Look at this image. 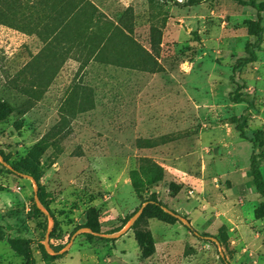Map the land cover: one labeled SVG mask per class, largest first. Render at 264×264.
I'll use <instances>...</instances> for the list:
<instances>
[{"label":"rangeland","instance_id":"1","mask_svg":"<svg viewBox=\"0 0 264 264\" xmlns=\"http://www.w3.org/2000/svg\"><path fill=\"white\" fill-rule=\"evenodd\" d=\"M249 1L0 0V151L37 172L62 250L39 248L34 183L0 164V264H28V248L36 264H264L250 172L255 143L264 176V34L243 88L232 79L255 38ZM148 199L193 230L151 208V257L135 229L64 248L89 209L107 232Z\"/></svg>","mask_w":264,"mask_h":264},{"label":"trees","instance_id":"2","mask_svg":"<svg viewBox=\"0 0 264 264\" xmlns=\"http://www.w3.org/2000/svg\"><path fill=\"white\" fill-rule=\"evenodd\" d=\"M249 5L251 6V8L255 11L256 16H257V20L255 22V26H254V40L250 41L247 46H246V54L240 56L237 58V61L234 65V70H233V74H232V79L234 80V82L237 84L238 88H243V82L241 80H239L238 78V73L240 72L241 68L244 66V64L248 63V62H253L256 61L257 59V54L255 51V48L259 45H261V43L263 42V34H264V1L263 0H250L249 1ZM244 100V99H243ZM6 113L5 110V104L0 103V117L4 116V114ZM244 116L241 115L239 117L238 123H237V128L240 131V135L243 138H248V133L246 130V127L244 126ZM0 153L3 154L4 158L12 164V166L14 167L15 170L17 171H21L27 174H30L32 176H34L36 178L37 181H39L37 172L31 167L29 166L26 162H11L9 161L8 157L2 152L0 151ZM0 164L3 165V167L7 168L1 161ZM7 170L11 173H15L13 170L7 168ZM250 172H251V176H252V182L255 186V188L257 189V191L264 195V176L262 173V170L260 168V162H259V156L257 155V151H256V144H253V151L252 154L250 156ZM39 197L42 201V203L44 204L45 207H47L49 209V211L51 212V214L53 215L43 193H42V187L39 185ZM146 201H150L149 204L146 206V208L144 209V212L142 213V215L138 218V220L135 222V224L133 225L132 229H135V237L136 240L139 244V247L141 249L142 252V257L144 258H148L151 257L154 253H155V245L151 236V233L149 231H142L139 229V226L142 224V222L144 221V219L146 218L148 211L151 208H154L157 211V216H169L173 219H175L176 217L173 216L172 214L168 213L167 211H165L163 209V204L156 200V199H148ZM34 210L36 213L40 214V215H46L37 205L36 203L34 204ZM135 212V211H134ZM133 215V214H132ZM131 215V216H132ZM54 216V215H53ZM130 216V217H131ZM256 216L257 217H263L264 216V202L263 204L256 210ZM128 217L127 219L124 220L123 224L125 222H127L129 220ZM55 218V217H54ZM56 220V219H55ZM123 224L118 226V227H114L112 228L110 231H104L102 224L100 223L99 220V216L97 214V211L94 208L89 209L88 211V216H87V222L83 225H80L78 227H90L93 229V231L95 232H106V233H114L119 231L122 227ZM190 230H193V228L190 226H187ZM59 229L58 223L55 221V226L50 234V238L54 237L57 234V231ZM77 230V229H76ZM83 235H85L87 237V239L89 240H93L97 237L94 233L91 232H84L82 233ZM101 239L106 240V241H112L115 240V238H106V237H101ZM39 248L44 252V254H48L44 244L39 243ZM54 248V247H53ZM55 249V248H54ZM56 251H58L57 249H55ZM27 262L28 264H36V260L34 258V254L31 248H28L27 251Z\"/></svg>","mask_w":264,"mask_h":264},{"label":"water","instance_id":"3","mask_svg":"<svg viewBox=\"0 0 264 264\" xmlns=\"http://www.w3.org/2000/svg\"><path fill=\"white\" fill-rule=\"evenodd\" d=\"M0 161L9 169L13 170L15 173H17L18 175L31 179L34 183V191H35V201H36V205L47 215L48 220H49V224H48V229H47V233H46V238L43 241L45 248L47 250L48 253L50 254H58L61 253L62 250H58L56 251L49 243L50 240V234L55 226V218L54 216L51 214V212L49 211V209L47 207L44 206V204L42 203L40 197H39V183L36 180V178L30 174L21 172V171H17L14 169V167L12 166L11 163H9L3 156L2 153H0ZM150 201H145L138 210H136L133 215L129 218V220L127 221V223L124 225V227H122L119 231L114 232V233H106V232H95L93 231L92 228L90 227H81L79 228L77 231H75V233L72 235L70 242L64 247L66 248L67 246H69L72 241L76 238L77 235L84 233V232H91L94 233L97 236H101V237H106V238H118L122 235H124L125 233H127L129 230L132 229L133 225L135 224V222L138 220V218L142 215V213L144 212V209L146 208V206L149 204ZM163 209L165 211H167L168 213L172 214L173 216L177 217L179 220H181L183 223L186 224V226H192L191 221L180 215L179 213L175 212L174 210L170 209L169 207L163 206ZM209 238L213 239L217 244H220V241L216 238V237H212L209 236ZM222 255H224V253L222 252Z\"/></svg>","mask_w":264,"mask_h":264}]
</instances>
